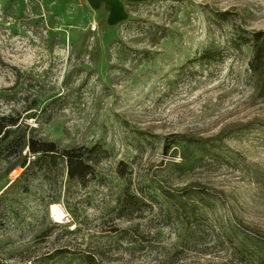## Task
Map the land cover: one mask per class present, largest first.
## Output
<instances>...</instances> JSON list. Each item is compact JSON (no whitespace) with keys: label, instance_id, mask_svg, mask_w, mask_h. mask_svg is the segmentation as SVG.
Returning <instances> with one entry per match:
<instances>
[{"label":"rangeland","instance_id":"rangeland-1","mask_svg":"<svg viewBox=\"0 0 264 264\" xmlns=\"http://www.w3.org/2000/svg\"><path fill=\"white\" fill-rule=\"evenodd\" d=\"M257 29L264 0H0V263L264 264Z\"/></svg>","mask_w":264,"mask_h":264},{"label":"trees","instance_id":"trees-1","mask_svg":"<svg viewBox=\"0 0 264 264\" xmlns=\"http://www.w3.org/2000/svg\"><path fill=\"white\" fill-rule=\"evenodd\" d=\"M242 41L249 42L251 45V56L247 61V69L250 75L256 77L257 90L259 93L264 92V29H257L252 31L250 35H238ZM213 55V49L207 47L202 50L199 57H210ZM9 125H18L16 117H6L0 115V137H4L7 133ZM18 153L19 150L25 146L29 153L33 154V159L28 161L40 163L48 158H53L58 155L63 163L66 177L81 178L88 173L90 164L89 159H92L84 151H74V148L57 149L53 141L41 138H35L30 134H21L17 139ZM27 159H23L22 165ZM1 264V263H0Z\"/></svg>","mask_w":264,"mask_h":264},{"label":"bare ground","instance_id":"bare-ground-1","mask_svg":"<svg viewBox=\"0 0 264 264\" xmlns=\"http://www.w3.org/2000/svg\"><path fill=\"white\" fill-rule=\"evenodd\" d=\"M51 213L56 219H60L63 214L62 210L57 205H52Z\"/></svg>","mask_w":264,"mask_h":264}]
</instances>
